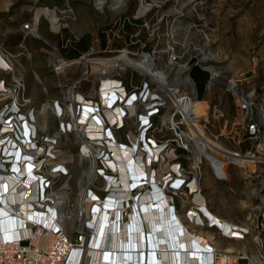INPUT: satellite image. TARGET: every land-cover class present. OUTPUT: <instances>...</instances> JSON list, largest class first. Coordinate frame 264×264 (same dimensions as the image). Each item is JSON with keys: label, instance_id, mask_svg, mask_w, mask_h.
<instances>
[{"label": "built area", "instance_id": "built-area-1", "mask_svg": "<svg viewBox=\"0 0 264 264\" xmlns=\"http://www.w3.org/2000/svg\"><path fill=\"white\" fill-rule=\"evenodd\" d=\"M110 2L91 0L93 7L99 11L109 7ZM68 18L60 17L56 26L47 20L50 30L58 34V42L52 46L50 65L52 71L60 76L58 85L62 92L61 98L51 99L49 103L57 119V128L52 133L41 131L33 106L23 108L27 103L23 96L22 77L17 68L20 64L14 63L11 58L13 54L5 51L0 44V189H4L0 192V206L5 201L1 199L5 191L13 187L14 191L19 192L24 187V198L28 199L26 210L31 212L26 215L16 210L13 202L11 206L14 208L10 205L5 207L9 209L11 217L21 215V222L18 219L14 229L17 231L16 236H0V264H92L93 261L86 256L89 249L104 250L103 241L95 247L91 243L92 235L96 232L95 218L98 211L103 214L106 210L110 224L120 227L123 224L126 228L133 216L136 215L138 219L144 217L146 200L143 196L153 191V188L159 196L166 197L165 206L177 212L179 200L174 196L175 189L184 185L188 194H191L189 201L207 217L197 199L199 182L193 170L198 167L193 164L194 151H190L192 158L188 156L186 159L180 157L179 161L174 160V148L178 154L186 156L189 149L185 142L188 132L183 129L185 119L180 110L173 107V98L153 78L136 67H128L120 62L127 57L132 59L148 53L155 63L156 56L162 50L156 48V45L151 51L135 50V45H144L141 37L137 36L140 30L136 28L128 31L125 24L137 16L117 12L104 30L107 35L104 47L99 44L97 48L90 46L71 56L68 50L76 49L78 38L63 33V29L68 26L65 21ZM33 22H24L22 28L26 33L36 35L31 31ZM114 42L120 45L114 47L111 45ZM172 49L169 47L166 50L169 51L168 60L173 61L171 63H177L178 60L176 71L184 74V78L188 77L187 82L184 78L182 81L189 85V91L181 93L174 90L175 94H185L190 100L203 99L198 98L195 83L189 75L191 66L199 65L208 71V82L217 74L204 63L205 56L197 59L190 54L183 60L184 52L178 54ZM80 65L85 68L79 75L71 76ZM127 69H130V77L125 82L123 75ZM84 80L90 82L88 92L81 90ZM229 88L237 94L239 109L248 118L246 137L257 142L255 147L245 152L236 150L233 153L236 156H256L255 164L264 161L256 153V147L260 145L258 138L264 135V119L253 117L256 94L253 89H238L233 81H230ZM51 104L56 111H53ZM71 107L75 110L74 115ZM67 134H73L78 139L80 163L84 160L87 162L73 199L66 178L70 170L57 147L58 139ZM178 137L181 144H178ZM85 144L92 145V150L84 151ZM116 145L121 152H128L131 158L143 161L138 164L139 167L142 164L140 168L143 172L136 174L134 179L129 176L130 187L125 190L121 189L120 175L114 170L113 161L118 154ZM146 145L161 147V154L165 157L171 152L165 161H173L169 164V171L165 170L162 176L159 169L162 161H159L158 153L149 156ZM179 148L185 149L186 153H179ZM181 158L192 162L185 165V160L182 162ZM28 171L32 172L30 181H26ZM261 171L254 168L248 172L255 184L254 203L249 206L244 221L231 223L224 228L215 222L214 225L210 221L201 222L197 216H193L195 220L191 221L186 217L190 207L185 211V217L194 226L191 229L186 224L189 227L186 232L192 234L191 237L199 234L205 239L203 245L193 240V247L198 246L196 249L202 251L206 264H264V180L259 179ZM191 185L194 187L191 188ZM115 191H120V196L110 200V194ZM147 200L155 202V199ZM68 221L73 222V226H68ZM196 227H201L203 231H196ZM144 230L146 232V225ZM209 230L212 239L208 236ZM249 236L250 244L230 251L216 242L217 238L242 241ZM125 247L128 250L123 251H130L129 246ZM75 252L77 257L74 256Z\"/></svg>", "mask_w": 264, "mask_h": 264}, {"label": "rangeland", "instance_id": "rangeland-1", "mask_svg": "<svg viewBox=\"0 0 264 264\" xmlns=\"http://www.w3.org/2000/svg\"><path fill=\"white\" fill-rule=\"evenodd\" d=\"M66 4L72 8V14L65 20L68 26L63 33L82 37L76 43L78 49L88 44L97 48V31L109 24L117 12L137 16L134 20L142 24L128 31L139 28L137 36L141 37L144 45H135L134 49L150 50L155 45L161 49L160 55L156 56L155 67L164 70L168 84L177 86L181 93L189 91V85L185 83L187 80L182 81L184 74L176 71L178 60L177 63H169V51L166 50L172 47L178 54L184 52L183 60L190 54L197 59L205 56L204 63L217 75L207 83L208 74L199 65L190 70L197 96L205 100L202 105L205 114L196 117L195 122L207 138L219 142L229 151L245 152L257 145L256 141L246 137L248 118L243 116L238 96L229 85L233 81L238 89H253L256 94L253 117L264 119V0H111L110 6L100 11L93 7L91 0H0V44L5 51L13 54L12 61L20 64L17 68L27 103L23 108L33 106L41 131L48 133L57 128V119L49 108L50 100L61 98L62 92L58 85L60 76L52 71L50 65L52 46L57 44L58 34L50 30L48 18L54 21L56 13L42 6L62 8ZM33 20L36 35L26 33L22 28L24 22ZM76 51L69 49L68 53ZM84 68L80 65L71 76L79 75ZM135 76L139 77L138 73ZM128 77L130 69L123 75L125 82ZM89 88L90 82L84 80L81 90L88 92ZM183 127L188 132L186 120H183ZM195 138L196 144L185 138L188 145H183L189 147L187 156L178 154L174 148V160L192 158L190 151L193 150V164L198 166L193 170L207 209L230 223L244 221L249 206L254 203L255 184L248 172L254 168L257 171L262 169L259 179L264 180V161L252 163V168L239 166L231 162L230 152L216 153L202 144L198 135ZM77 140L73 134H67L57 142L59 155L70 170L66 178L72 199L79 188L81 172L87 165L85 160L81 163L78 160ZM177 140L181 144L179 137ZM258 142L260 145L256 147V153L264 160V135L258 138ZM207 154L222 163L219 171L214 170ZM172 161L159 165V169L163 167L161 176ZM191 162L185 160L184 164ZM190 195L184 185L175 189L174 196L179 200L177 213L183 223L193 229L192 223L184 216L191 204ZM68 226H73V222L68 221ZM195 229L203 231L201 227ZM216 242L219 246L231 244L234 248H242L250 244L251 238L249 236L242 241L217 238Z\"/></svg>", "mask_w": 264, "mask_h": 264}, {"label": "bare ground", "instance_id": "bare-ground-1", "mask_svg": "<svg viewBox=\"0 0 264 264\" xmlns=\"http://www.w3.org/2000/svg\"><path fill=\"white\" fill-rule=\"evenodd\" d=\"M42 7L52 9L56 13L54 21H51L48 18L52 24L55 23L53 26L59 24L58 21L60 17L70 18V15L72 14V8L69 6V4H66L62 8H57L56 6L54 8L49 6ZM34 24L35 20L31 26V31L33 34H36L37 32H34L35 30L33 29ZM152 61V55L145 53L137 57H132V59L127 57L120 62L125 66L136 67L143 73H146L150 78H153V80L158 83L159 87L164 92L170 94V96L173 98V107H176L177 110H180L182 118L187 121L189 131L186 134V137L189 139L193 138L196 144L197 140L195 136L198 135L199 139L203 141L200 142L206 146H209L216 153L227 154L230 152L229 154L231 155V162H234L239 166H248L252 168L253 166L251 164L255 163L256 156H236L233 151L223 148L219 142L209 139L205 136L204 131L199 127L198 123L195 122L196 117L205 114L202 106L205 104V100H190L187 96H185V94L176 95L174 90H178V87L168 84L167 73H165L164 70L155 67V63ZM171 62L173 61H170L169 63ZM180 67L181 65L179 66V69ZM184 79L188 81V77H185ZM51 107L53 111H56V108L53 104H51ZM74 112V108L71 107V113L73 115ZM91 148L92 145L85 144L83 150L90 151L92 150ZM115 149L118 151V154L113 161L114 170L118 171L120 175L122 185L121 189H129V176H132L134 179L136 178V174L143 172L142 168H140L142 167V164L140 167L138 165L141 161L131 158L128 152H121L118 145H116ZM145 149L147 150V154L149 156L157 155L158 153L159 161L162 162L169 158L168 156H171V152H168V156L166 157L163 155V153L161 154V147L154 148L150 145H146ZM207 157L212 162L216 172L222 168V163L215 156L207 154ZM141 163H143V161ZM164 166H166L165 163ZM162 168L160 167V171ZM167 171H169V169H167ZM146 174L148 177L149 171ZM31 175L32 172L28 171V177L26 178V181L32 180ZM9 184L12 186L11 182H9ZM193 187L194 186L191 185V188ZM155 190L156 189L153 188V191L147 192L148 194L143 196L144 201L146 200L144 204L145 208L143 209L144 217L138 219L136 215L133 216L127 223L126 228L123 227V224L121 227L116 224L115 226L112 223L110 224L109 220L107 219L106 210H104V213L101 214L102 211L99 213L100 210L98 209L99 215H96V227L94 229L96 232L92 235L91 243L92 246L95 247V245L100 246L101 242L103 241L104 250L100 251L99 249H89V252L86 254V256L87 259L93 261L92 264H206L204 262L205 258L202 251H200V249H196L198 246L193 247V240L194 243L196 242L199 243V245H203L205 243V239L201 238L199 234L193 235L191 237L192 234L190 235L188 232H186L189 227L182 222L180 215L176 211L172 212L168 206H165L166 197L163 198L159 196ZM1 191H4V189L1 188L0 192ZM10 191H12V193H10ZM17 191H14L12 187L11 189L5 191L3 195H1V199L3 200L4 198L5 201H3L2 205L0 206V236L6 237L12 234L16 236L17 231L14 229L17 227L18 219L19 222H21V215L11 217L12 215H10L9 209L7 210L5 207H10L13 202L16 210L20 212L23 211L26 213V215L27 212L31 213L29 210H26V207L28 206V199L27 197L24 198V187H21L19 192ZM120 193V191L112 192L110 194L112 199L110 200H113L116 196H120ZM148 198L152 200L155 199V202L147 200ZM197 199L200 201V209L207 215V217H204L203 214L198 210L197 206L191 201V206L189 208L190 210L188 216L186 217H188L191 221H194L195 219L193 216H197V219L201 222L210 221L212 225L217 223L224 228L229 227L231 224L230 222L220 219L207 209L205 199L200 191L199 194H197ZM15 201L17 202L15 203ZM14 206H11V208H14ZM101 209L103 208L101 207ZM144 225H146V232L144 230ZM208 236L210 239H212L211 231L208 232ZM125 246H129L130 251H123V249H126ZM225 248L229 251L235 249L231 244L225 246ZM113 249H115V251H113ZM126 250H128V248ZM74 256L77 257V252H75ZM143 258L144 261L142 262Z\"/></svg>", "mask_w": 264, "mask_h": 264}, {"label": "trees", "instance_id": "trees-1", "mask_svg": "<svg viewBox=\"0 0 264 264\" xmlns=\"http://www.w3.org/2000/svg\"><path fill=\"white\" fill-rule=\"evenodd\" d=\"M140 24H142V23H140V21L139 20H133V19H131V21H127L126 22V24H125V28H126V30H131V29H133V28H135V27H138ZM105 27V26H104ZM103 29L102 28H100V30H99V37H100V40H101V45H102V47H103V45H104V41H105V33H104V31H102ZM81 39H82V37H80V38H78V40L76 41V43H78V42H80L81 41ZM114 43H119V42H114ZM114 43H111V45L113 46V44ZM115 46L114 47H118L119 45L118 44H114ZM88 48H82V49H80L79 48V50H81V51H85V50H87ZM78 53H74V54H70L71 56H75V55H77ZM194 66H197V65H195V64H193L192 66H191V68L192 67H194ZM191 68H190V70H191ZM190 70H189V75H190ZM206 71V70H205ZM207 72V74H208V79H209V72L208 71H206ZM190 77H191V75H190ZM192 78V77H191ZM193 79V78H192ZM193 81H194V79H193ZM208 82V81H207ZM194 83H195V81H194ZM199 98V97H198ZM178 152L179 153H181V154H184V153H186V150L185 149H183V148H179L178 149ZM185 159L184 158H181V161L183 162ZM176 204L178 205V200H176Z\"/></svg>", "mask_w": 264, "mask_h": 264}, {"label": "crops", "instance_id": "crops-1", "mask_svg": "<svg viewBox=\"0 0 264 264\" xmlns=\"http://www.w3.org/2000/svg\"><path fill=\"white\" fill-rule=\"evenodd\" d=\"M107 26H108V24L107 25H105V27L103 28V30L102 31H104L106 28H107ZM99 30L97 31V41H98V44L102 47V45H101V40H100V37H99ZM105 33V32H104ZM105 35V41H104V45H103V47L107 44V35L106 34H104ZM75 45H76V43H75ZM86 48H89V44H88V46L86 47ZM75 50H77L76 51V53H78V52H81V50H79L78 49V47L76 46V49ZM69 54V53H68ZM70 55V54H69Z\"/></svg>", "mask_w": 264, "mask_h": 264}]
</instances>
